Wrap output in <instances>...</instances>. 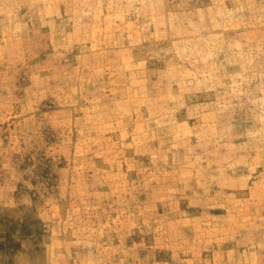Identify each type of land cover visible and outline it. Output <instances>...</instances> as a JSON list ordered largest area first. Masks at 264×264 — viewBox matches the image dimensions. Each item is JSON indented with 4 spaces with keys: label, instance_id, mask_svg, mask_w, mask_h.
I'll list each match as a JSON object with an SVG mask.
<instances>
[{
    "label": "rangeland",
    "instance_id": "obj_1",
    "mask_svg": "<svg viewBox=\"0 0 264 264\" xmlns=\"http://www.w3.org/2000/svg\"><path fill=\"white\" fill-rule=\"evenodd\" d=\"M0 264H264V0H0Z\"/></svg>",
    "mask_w": 264,
    "mask_h": 264
}]
</instances>
